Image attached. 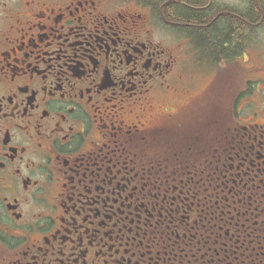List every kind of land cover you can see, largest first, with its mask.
Masks as SVG:
<instances>
[{
  "label": "flooded vegetation",
  "instance_id": "obj_1",
  "mask_svg": "<svg viewBox=\"0 0 264 264\" xmlns=\"http://www.w3.org/2000/svg\"><path fill=\"white\" fill-rule=\"evenodd\" d=\"M263 24L264 0H0V264H264Z\"/></svg>",
  "mask_w": 264,
  "mask_h": 264
},
{
  "label": "rangeland",
  "instance_id": "obj_2",
  "mask_svg": "<svg viewBox=\"0 0 264 264\" xmlns=\"http://www.w3.org/2000/svg\"><path fill=\"white\" fill-rule=\"evenodd\" d=\"M251 36L254 40L250 39L247 44L248 60L251 57L255 63L260 61L264 63V25L256 29ZM248 77H250V74Z\"/></svg>",
  "mask_w": 264,
  "mask_h": 264
}]
</instances>
